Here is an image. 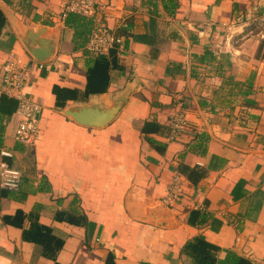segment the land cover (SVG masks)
Instances as JSON below:
<instances>
[{
	"label": "crops",
	"instance_id": "crops-1",
	"mask_svg": "<svg viewBox=\"0 0 264 264\" xmlns=\"http://www.w3.org/2000/svg\"><path fill=\"white\" fill-rule=\"evenodd\" d=\"M61 2L0 0V96L8 58L32 59L15 24L57 33L54 57L26 73L36 139L14 140L15 109L0 118V162L21 174L0 186V264H264V0H177L173 16L161 0H99L74 25ZM101 26L119 41L92 53ZM99 54L96 94L132 91L92 127L61 113L53 88L75 91L64 105L88 100L85 61Z\"/></svg>",
	"mask_w": 264,
	"mask_h": 264
},
{
	"label": "built area",
	"instance_id": "built-area-1",
	"mask_svg": "<svg viewBox=\"0 0 264 264\" xmlns=\"http://www.w3.org/2000/svg\"><path fill=\"white\" fill-rule=\"evenodd\" d=\"M99 0H62L61 16L67 14L82 17H91L97 10ZM118 37L112 35L105 27H97L87 41V49L92 53H102ZM36 62L37 68H42L43 62L31 59ZM31 62H20L15 56H10L3 64L4 76L2 78L5 94L16 100L15 115L17 118L13 138L15 141L25 144L32 143L39 134L38 119L41 105L35 101L25 90L26 73ZM170 125L174 132L181 131L185 126V119L179 114L172 118ZM3 155H9L6 150ZM20 172L10 168L7 163L0 162V186L5 189H16L20 182ZM181 192L178 177H174L168 185V193L165 202L169 203Z\"/></svg>",
	"mask_w": 264,
	"mask_h": 264
},
{
	"label": "water",
	"instance_id": "water-1",
	"mask_svg": "<svg viewBox=\"0 0 264 264\" xmlns=\"http://www.w3.org/2000/svg\"><path fill=\"white\" fill-rule=\"evenodd\" d=\"M14 29L32 58L40 62H47L54 57L57 44L55 29L43 25L22 29L18 24H15ZM131 91V84H127L111 93L109 97H99L96 93H90L88 100L81 103L66 104L58 110L79 124L103 127L114 119Z\"/></svg>",
	"mask_w": 264,
	"mask_h": 264
},
{
	"label": "trees",
	"instance_id": "trees-1",
	"mask_svg": "<svg viewBox=\"0 0 264 264\" xmlns=\"http://www.w3.org/2000/svg\"><path fill=\"white\" fill-rule=\"evenodd\" d=\"M162 6L166 13L170 16L175 14V9L178 6L177 0H161ZM80 16L74 15L72 13L67 14L65 17V23L67 25H74L75 23H79ZM4 22V16L0 11V27ZM113 57V55H112ZM86 85L84 93L85 95L88 93H101L104 92L108 86V68L110 65V59L106 58L103 55L97 56H87L86 58ZM53 93L55 94V104L59 106H63L66 99L74 98L75 91L64 87L56 86L53 88ZM71 93V94H69ZM16 106V101L14 98L7 96L6 94H2L0 96V118L4 115H10L12 111H14ZM158 124L152 121H146L142 130L148 132L151 129H155ZM111 256H108L107 261Z\"/></svg>",
	"mask_w": 264,
	"mask_h": 264
}]
</instances>
